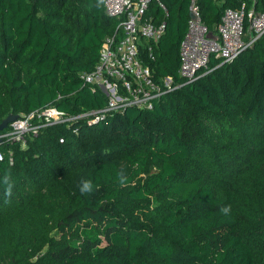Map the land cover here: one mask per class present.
Instances as JSON below:
<instances>
[{
    "label": "trees",
    "instance_id": "trees-1",
    "mask_svg": "<svg viewBox=\"0 0 264 264\" xmlns=\"http://www.w3.org/2000/svg\"><path fill=\"white\" fill-rule=\"evenodd\" d=\"M162 1L166 17L149 6L165 28L147 63L178 86L151 109L79 118L4 147L0 264H264V32L182 84L190 0ZM196 4L211 33L225 8L264 9V0ZM117 24L103 0H0V123L47 105L104 108L106 94L80 75ZM88 179L95 189L82 195Z\"/></svg>",
    "mask_w": 264,
    "mask_h": 264
},
{
    "label": "built area",
    "instance_id": "built-area-1",
    "mask_svg": "<svg viewBox=\"0 0 264 264\" xmlns=\"http://www.w3.org/2000/svg\"><path fill=\"white\" fill-rule=\"evenodd\" d=\"M152 2L166 17L168 10L162 0H103L106 14L118 20V32L103 40L94 69L80 76L85 83L106 94L105 107L73 115L55 105H47L19 115L0 131V163L4 147L11 144L25 147L27 138L38 136L44 128L57 124L73 128L75 120L87 117L88 122H96L128 106L151 109L155 99L178 86L172 85L170 77L155 80L153 69L147 63L154 58L153 46L165 28L164 19L157 22L154 15L148 13ZM188 11L186 33L179 45L182 84L211 71V59L219 63L231 61L264 32V9L246 10L244 5L225 8L214 33L202 21L196 0H190ZM74 131L77 132V128ZM60 142L63 143L64 138Z\"/></svg>",
    "mask_w": 264,
    "mask_h": 264
},
{
    "label": "clouds",
    "instance_id": "clouds-1",
    "mask_svg": "<svg viewBox=\"0 0 264 264\" xmlns=\"http://www.w3.org/2000/svg\"><path fill=\"white\" fill-rule=\"evenodd\" d=\"M117 175H118V182L121 185L127 183V179L128 178H127V175H126V173L124 172L123 169H121ZM5 184L8 185V187L5 190L6 191V195H10L11 194L12 185L9 183L7 177H5ZM94 189H95V186L93 184V181L90 180V179L82 180L81 183H80V186H79V190H80L82 195L83 194H90V193H92L94 191ZM220 210H221L222 213L227 214V213L230 212L231 206L230 205L229 206H224Z\"/></svg>",
    "mask_w": 264,
    "mask_h": 264
},
{
    "label": "water",
    "instance_id": "water-1",
    "mask_svg": "<svg viewBox=\"0 0 264 264\" xmlns=\"http://www.w3.org/2000/svg\"><path fill=\"white\" fill-rule=\"evenodd\" d=\"M18 116V114L11 113L6 118H4L0 123V131L4 130L9 125V123L17 119Z\"/></svg>",
    "mask_w": 264,
    "mask_h": 264
}]
</instances>
